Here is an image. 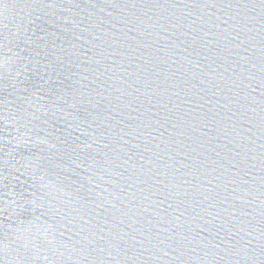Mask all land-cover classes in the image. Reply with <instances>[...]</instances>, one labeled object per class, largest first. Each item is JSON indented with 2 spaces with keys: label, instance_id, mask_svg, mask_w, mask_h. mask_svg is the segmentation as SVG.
I'll return each instance as SVG.
<instances>
[{
  "label": "water",
  "instance_id": "obj_1",
  "mask_svg": "<svg viewBox=\"0 0 264 264\" xmlns=\"http://www.w3.org/2000/svg\"><path fill=\"white\" fill-rule=\"evenodd\" d=\"M0 264H264V0H0Z\"/></svg>",
  "mask_w": 264,
  "mask_h": 264
}]
</instances>
